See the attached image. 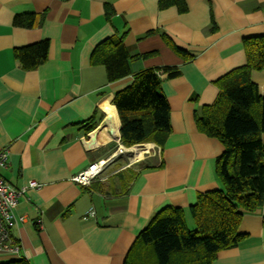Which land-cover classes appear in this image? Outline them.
<instances>
[{"label": "crops", "instance_id": "0c3cea01", "mask_svg": "<svg viewBox=\"0 0 264 264\" xmlns=\"http://www.w3.org/2000/svg\"><path fill=\"white\" fill-rule=\"evenodd\" d=\"M186 1L189 10L182 13L177 6L161 8L159 0H0V147L9 150L0 174L16 187L30 180L42 185L29 188L15 209L26 217L11 229L20 255L0 254V261L124 264L138 234L162 209L181 206L194 225L189 207L199 192L219 187L215 164L225 149L199 130L196 112L215 102L220 77L247 62L243 40L264 34V0ZM28 13L38 15L34 27L15 24ZM114 35L127 47L132 74L110 81L92 54ZM44 39L50 42L47 59L24 69L16 48ZM169 40L194 57L185 61ZM164 66L180 70L173 78L160 74L172 132L145 158L121 159V142L102 136L107 107L116 108L117 91L136 73ZM252 79L264 94V68ZM93 122L96 140L95 129L88 130ZM102 159L106 167L91 185L73 179ZM124 171L137 176L121 192L123 183L114 177ZM263 217L264 207L244 210V236L213 264H264Z\"/></svg>", "mask_w": 264, "mask_h": 264}, {"label": "trees", "instance_id": "16d2710c", "mask_svg": "<svg viewBox=\"0 0 264 264\" xmlns=\"http://www.w3.org/2000/svg\"><path fill=\"white\" fill-rule=\"evenodd\" d=\"M161 8L177 6L189 10L186 0H159ZM109 9V8H108ZM36 13L18 16L15 24L34 27ZM247 62L220 77L214 103L196 112L199 130L218 138L224 151L216 159L219 187L199 192L189 210L195 227L190 229L184 209L168 206L152 218L137 236L124 264H213L221 250L236 246L244 236L240 224L244 210L264 207V94L252 79L264 68V34L243 40ZM170 42V40H169ZM49 40L16 48L20 65L35 69L48 57ZM185 61L194 54L170 42ZM130 54L120 36L100 42L92 54L94 64L106 66L108 79L116 81L132 74ZM169 78L180 75L177 66L148 68L135 74L133 82L117 91L114 99L120 121V142L126 147L156 143L163 147L172 132L171 107L162 88L161 73ZM98 123L88 124L92 131ZM137 173L120 172L114 177L127 189ZM125 182L121 179H125ZM264 224V217H263ZM0 264H29L15 259Z\"/></svg>", "mask_w": 264, "mask_h": 264}, {"label": "built area", "instance_id": "2783aa9c", "mask_svg": "<svg viewBox=\"0 0 264 264\" xmlns=\"http://www.w3.org/2000/svg\"><path fill=\"white\" fill-rule=\"evenodd\" d=\"M120 150L126 149L120 144ZM130 148V147H128ZM158 148L154 144V150ZM152 153V150L146 152ZM145 153V154H146ZM9 150L0 147V169L8 165ZM108 159L91 163L85 169L74 176V180L83 186H89L91 183L100 178ZM42 185L36 180H30L27 185L16 187L0 174V254L20 255L21 245L12 235V226L22 223L26 220L24 215H17L15 209L19 203L20 198L25 195L29 188H40ZM40 226L43 227L41 220Z\"/></svg>", "mask_w": 264, "mask_h": 264}, {"label": "bare ground", "instance_id": "6f19581e", "mask_svg": "<svg viewBox=\"0 0 264 264\" xmlns=\"http://www.w3.org/2000/svg\"><path fill=\"white\" fill-rule=\"evenodd\" d=\"M107 112L110 115L108 124L106 127L101 129L102 136L104 139H119V128L121 127V121L114 106H108ZM133 152V161H138L145 158V153L149 150L154 151L153 143L134 145L133 147L127 148Z\"/></svg>", "mask_w": 264, "mask_h": 264}, {"label": "rangeland", "instance_id": "374dc122", "mask_svg": "<svg viewBox=\"0 0 264 264\" xmlns=\"http://www.w3.org/2000/svg\"><path fill=\"white\" fill-rule=\"evenodd\" d=\"M117 149H118V151H120L119 153L121 154V159L123 158L127 161H131L133 159V152L130 151L129 149L120 150L119 146ZM146 155H147V153H146ZM102 176H104V174ZM189 227H190V229H193L195 227V225H189Z\"/></svg>", "mask_w": 264, "mask_h": 264}, {"label": "water", "instance_id": "95a60500", "mask_svg": "<svg viewBox=\"0 0 264 264\" xmlns=\"http://www.w3.org/2000/svg\"><path fill=\"white\" fill-rule=\"evenodd\" d=\"M120 128H121V127H120ZM120 128H119V129H120ZM97 130H98V129H95V130L92 132V134H93V135H92L93 140H96V139L98 138V133H97L98 131H97ZM120 138H121V136L119 135V139H118L119 141H120ZM142 144H146V143H142ZM122 145H123V144H122ZM136 145H139V144H136ZM123 146H124V145H123ZM124 147H126V146H124ZM132 147H133V146H132Z\"/></svg>", "mask_w": 264, "mask_h": 264}]
</instances>
